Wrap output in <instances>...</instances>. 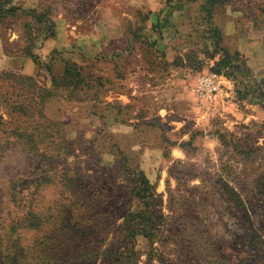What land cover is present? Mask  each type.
<instances>
[{"label": "rangeland", "instance_id": "obj_1", "mask_svg": "<svg viewBox=\"0 0 264 264\" xmlns=\"http://www.w3.org/2000/svg\"><path fill=\"white\" fill-rule=\"evenodd\" d=\"M194 3L187 32L176 36L171 27L165 36L174 40L161 42L156 52L141 39L132 42L140 56L125 55L126 70L118 72L121 44L109 42L96 59L92 47L102 39L89 37L108 40L102 29L107 24L100 25L96 15L110 14L105 0L27 2L49 8L57 27L63 12L81 18L66 56L86 74L106 79L93 113L70 127L62 122V106L35 88L50 87V79L24 54L29 40L22 19L0 23V264H109V257L130 245L118 228L141 207L131 181L135 166L156 192L149 209L155 237H136L137 264H264V106L251 96L239 100L237 82L222 73L219 93L199 92V76L211 72L219 56L210 57L213 40L206 34L202 0ZM139 19L143 23L142 13ZM263 21L264 0H229L213 15L225 45L251 53L242 52L258 79L264 76ZM149 25L140 34L151 33ZM59 32L38 41L34 51L42 61L53 48L62 49ZM171 46L184 65L175 70L167 58ZM192 50L197 66L185 61ZM251 51L257 67L249 61ZM134 61L145 68L128 66ZM149 73L159 86L153 90L157 103H147L152 126L134 129L132 140L141 149L124 155L129 139L118 122L130 121L134 82L144 85Z\"/></svg>", "mask_w": 264, "mask_h": 264}, {"label": "trees", "instance_id": "obj_2", "mask_svg": "<svg viewBox=\"0 0 264 264\" xmlns=\"http://www.w3.org/2000/svg\"><path fill=\"white\" fill-rule=\"evenodd\" d=\"M166 2L170 7L165 13L166 16L163 17L164 20H158L156 23L151 24V33L145 30V35H142L140 34L142 26L150 19L149 14L143 16V23L138 25L136 30L132 31V42H137L138 39H141V42L146 45L145 47L156 52L162 46L159 47V44L164 39V28L166 26L174 27L176 36H178V28L170 21L169 17L173 14L174 10L183 11L187 7L186 4L195 2V0H166ZM228 2L229 0H202V3L199 4L200 10L204 13L203 18L208 24L206 34H209V37L213 40V50L210 57L215 58L217 55L219 56L211 67V71L225 74L237 82L238 89L236 91L239 100L242 101L251 96L255 101L264 106V76L258 79L248 62V58L239 49L231 50L225 45L222 29L213 22L215 9ZM39 7H26L21 1L17 0H0V23L2 24L10 18L22 19L20 27L25 30L24 36L29 40V43L24 47V54L30 57L39 66L40 72L46 73L50 79V87L47 88L39 87L36 83L34 84L37 92L41 91L42 96L45 99L48 98L47 102L54 98L61 100L63 97L75 101L88 100L92 102L93 107L94 103H99L100 97L98 94L102 92V88L105 85L106 79L102 75L86 74L84 66L80 62L70 56H66L67 49L53 48L49 53L47 61H42L38 53L34 51V48L38 47L37 43L39 40L43 42L55 38L57 35V24L53 17H51L52 14L49 8ZM153 34L156 35L155 38H153ZM130 44L129 47H131ZM193 51L186 54L185 61H188V65L190 66H197L199 59ZM123 52L124 47L115 53L117 59L121 60L118 72H121V67L124 63L123 59L125 55ZM180 54L178 55L177 53L174 56V59L170 62L171 65L184 66ZM99 57L101 56L97 55L96 59ZM163 57L166 58L165 53ZM164 63L168 65L166 61ZM118 72L116 74L119 75L120 73ZM9 75L15 76L13 74ZM23 77L29 79L31 82L34 81L33 77ZM249 81L250 83H248ZM18 109L20 111L24 110L21 107ZM143 124L152 126L148 119H144ZM123 149H125V153L123 154L126 155L128 147L123 146L121 152H123ZM132 173L133 194L138 199L141 207L138 210L128 212L124 225L118 228L121 231V236L129 239L130 245L126 251L116 255V257H109V264H137L136 237L142 235L150 242L155 237L156 227L151 222V216L149 215V209L156 197L155 186L146 173H144V170L138 166H135Z\"/></svg>", "mask_w": 264, "mask_h": 264}, {"label": "crops", "instance_id": "obj_3", "mask_svg": "<svg viewBox=\"0 0 264 264\" xmlns=\"http://www.w3.org/2000/svg\"><path fill=\"white\" fill-rule=\"evenodd\" d=\"M21 3L23 5H26L27 2H29L30 0H20ZM27 1V2H26ZM31 3V2H30ZM28 3V4H30ZM32 4V3H31ZM105 4L104 5L105 9L108 10L107 14L104 11H97L96 15L99 16V24L101 25L102 23H106L107 26L105 27L102 24V29H106L107 33L106 34L108 40H104L103 36L104 35H99V36H93L90 35V38H98L100 37L102 40L100 43L96 44L94 48L95 54H100V52H102V48L104 46H106V44H108L109 42L113 43V42H118L121 44V49L124 47V55H128L130 56V54H135L136 53H140L139 50H134L133 47H129V44L132 43V38H133V33L132 31L136 30L137 25L136 24H141L140 21V15L141 13L143 14V16L149 14L150 15V19L146 22L149 23L151 26V24L156 23L158 20L162 21L164 20L163 17L166 16V12L168 11L169 7L166 0H105ZM187 7L185 10L183 11H179V10H174L173 14L169 17L170 21L176 25V28H178L180 30L179 34H184L183 32H187V26H191V21L192 18L189 17V6L191 8V5L193 7H195V3L194 2H190L189 4H186ZM32 6V5H29ZM137 16V17H136ZM139 16V17H138ZM159 16V17H158ZM139 22H138V21ZM81 22H83V20L79 17H75V16H69L66 13H62V28L61 26H59V24L61 25V23L58 24L57 27V31H60L59 33H61L62 31V49H67L70 46V33H72L73 31L77 30L79 27V25L81 24ZM102 22V23H101ZM138 22V23H137ZM185 22V24L183 23ZM99 28V27H98ZM61 29V30H60ZM164 35L166 34V31L168 32V29H171L170 26H166V28H164ZM146 30V29H145ZM85 37V36H84ZM88 37V38H89ZM166 36H164L163 41L164 43H168V41L174 40V36H169L168 38H166ZM153 38H155V35L153 36ZM49 42V41H48ZM48 43H46L47 45ZM170 51H173V47L171 46ZM250 49V48H249ZM241 49H239L240 51ZM243 53H246V56L249 57V54L247 51H241ZM252 52V51H251ZM130 53V54H129ZM176 55V53H173V56L171 59L170 56L167 57L169 61H172L174 59V56ZM258 55V54H257ZM136 56H140V55H136ZM255 54L252 52V58L251 60H249L255 67L258 66L257 64V60L256 58H254ZM2 57V56H0ZM264 59V57H262ZM252 59L254 60V62L252 61ZM142 64V63H141ZM138 64L137 62H132L131 64H128V66H132V67H136L137 69L141 68H145L144 65ZM150 63H148L146 61V66L147 68H149ZM12 66H15V64L13 63ZM127 65H123L122 68L125 69L124 67ZM173 66V65H171ZM172 69V68H171ZM175 70V66L173 68ZM172 69V70H173ZM126 70V69H125ZM140 70V69H139ZM256 70L258 71V69L256 68ZM143 73L147 70L143 69L142 70ZM171 79V78H169ZM144 83V85H139V83H135V88L134 91L137 92L135 97H130L129 95V99L130 102H128V104H130V106L132 107V111L130 112L129 115H127L128 117H130V121L128 120V122L125 121H120L118 123H120V126H124L123 130H121L122 134L125 135V137H127L128 140V144L126 145L128 147V149L130 150H134V149H140L141 145L140 142L137 139L136 140H132L133 135L135 134L134 129L140 124L143 123L144 119H148V117L150 116L148 114V111L150 109V106L147 105V103H157V98L154 95V91L158 86V84H155V80L153 77V74L149 73L148 76H144V79L141 81ZM164 82H160V85H164ZM133 85V84H131ZM150 86V87H149ZM50 104L54 105V104H59L62 106V122H66L68 123L69 127L81 122L85 117H87L88 115H90L91 113V107H92V102L91 101H75V100H68L62 97L61 101H58L57 99H52L50 101ZM127 104V103H126ZM162 108V105L159 106V110ZM140 113L139 116H137L134 113ZM154 115V114H153ZM127 117V118H128ZM136 121L134 124H132L133 122L131 121ZM139 122V123H137ZM133 129H130V128ZM137 132V130H135ZM137 138V137H136Z\"/></svg>", "mask_w": 264, "mask_h": 264}, {"label": "built area", "instance_id": "obj_4", "mask_svg": "<svg viewBox=\"0 0 264 264\" xmlns=\"http://www.w3.org/2000/svg\"><path fill=\"white\" fill-rule=\"evenodd\" d=\"M221 75L214 71L207 72L198 78L199 92L204 96H214L221 91L220 85Z\"/></svg>", "mask_w": 264, "mask_h": 264}]
</instances>
